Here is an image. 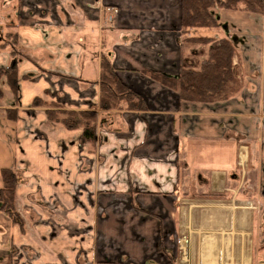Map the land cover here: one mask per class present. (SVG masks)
Wrapping results in <instances>:
<instances>
[{"label":"crops","instance_id":"1","mask_svg":"<svg viewBox=\"0 0 264 264\" xmlns=\"http://www.w3.org/2000/svg\"><path fill=\"white\" fill-rule=\"evenodd\" d=\"M217 14L243 88L192 103L149 77L179 73L181 0H0V68L13 49L32 59L15 62L17 104L0 78L21 220L0 211V264H263L264 23ZM101 53L146 109L115 111L90 151L32 102L99 113Z\"/></svg>","mask_w":264,"mask_h":264},{"label":"trees","instance_id":"2","mask_svg":"<svg viewBox=\"0 0 264 264\" xmlns=\"http://www.w3.org/2000/svg\"><path fill=\"white\" fill-rule=\"evenodd\" d=\"M214 10L239 11L262 18L264 23V4L262 0H181V48L183 54L177 75L149 72V77L159 84L178 92L181 101L192 103H215L226 101L237 95L243 88V80L233 64L236 49L230 37H199L191 34L193 29L219 28ZM15 38V35L11 36ZM184 47L189 50L184 54ZM197 51L194 53V51ZM193 51V52H192ZM204 56L203 60L199 58ZM20 57L32 60L20 51L10 52L11 65L0 68V78L6 83L18 103L19 91L16 75V60ZM237 68V69H236ZM23 78H28L24 76ZM241 80L243 82H241ZM99 105L104 111L121 108L125 110L144 111V100L135 92L124 86L116 75L105 53L100 55ZM2 94L0 92V98ZM33 105L44 107V114L50 123L61 125L66 130L80 129V143L90 151L95 146L96 116L89 111L60 110L53 103H46L34 98ZM8 120L13 121L15 109L6 111ZM0 211L6 213L13 223L21 225V220L14 208L17 176L10 168H0ZM110 264V263H99Z\"/></svg>","mask_w":264,"mask_h":264},{"label":"rangeland","instance_id":"3","mask_svg":"<svg viewBox=\"0 0 264 264\" xmlns=\"http://www.w3.org/2000/svg\"><path fill=\"white\" fill-rule=\"evenodd\" d=\"M263 1V4H264V0H262ZM217 11L218 10H214V13H215V15L217 16V20H218V22H220L221 23V20H222V18H221V16L220 15H218L217 14ZM257 20H259L260 22H263V19L262 18H259V17H257L256 18ZM220 23H219V26H220ZM227 25L229 26V23H227ZM216 30H214L213 28H202L201 30H197V32L198 33H196V34H194L195 36H199V37H211V38H213V37H221V36H229V35H227L224 31L222 32V31H220V28H215ZM223 30V29H222ZM200 31V32H199ZM10 39L11 40H8V44H10L11 46L14 44V39L13 38H11V36H10ZM235 49H236V47H235ZM235 65V64H234ZM235 67H237V65L235 66ZM240 67H241V65H240ZM237 69V68H236ZM237 71V73H239L238 72V69L236 70ZM241 82H243L242 80H241ZM99 87V86H98ZM1 92V91H0ZM2 94V93H1ZM139 95V94H138ZM140 97H141V95H139ZM232 97H234V96H232ZM231 97V98H232ZM142 98V97H141ZM230 98V99H231ZM143 99V98H142ZM220 102H222V101H220ZM215 103H217V102H215ZM41 108H44V107H41ZM99 113H97L95 110L94 111H89L90 113L92 112L95 116H96V129H97V127L99 126H106L107 127V125L109 124V121L111 120V117L113 116V113H114V115H115V113H119V112H115V110H109V111H104L103 109H101L100 108V105H99ZM121 110H125V109H123V108H121ZM126 111H135V112H139V111H136V110H126ZM98 114V115H97ZM7 122V121H6ZM106 124V125H105ZM3 125H4V123H2V122H0V136H3V137H5V136H13L12 135V131L13 130H9V129H7L6 130V127H3ZM96 129H95V132H96ZM256 134H260V133H258L257 131L255 132ZM94 150H95V146H94ZM93 150V151H94ZM255 150V149H254ZM264 248V247H263ZM258 256H259V259H261L263 256H264V249H262L260 252H259V254H258Z\"/></svg>","mask_w":264,"mask_h":264},{"label":"built area","instance_id":"4","mask_svg":"<svg viewBox=\"0 0 264 264\" xmlns=\"http://www.w3.org/2000/svg\"><path fill=\"white\" fill-rule=\"evenodd\" d=\"M116 12L117 11H115L114 9H110L108 11L109 14H115ZM179 242L182 243V244H184V245L187 244V240L186 239H181ZM260 263H263L264 264V256L261 258V262Z\"/></svg>","mask_w":264,"mask_h":264}]
</instances>
